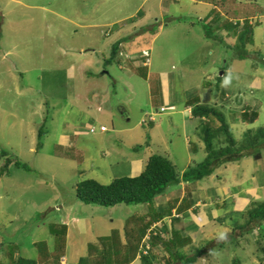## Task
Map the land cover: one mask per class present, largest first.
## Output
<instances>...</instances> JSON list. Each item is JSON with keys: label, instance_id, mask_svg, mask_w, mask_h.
Wrapping results in <instances>:
<instances>
[{"label": "rangeland", "instance_id": "obj_1", "mask_svg": "<svg viewBox=\"0 0 264 264\" xmlns=\"http://www.w3.org/2000/svg\"><path fill=\"white\" fill-rule=\"evenodd\" d=\"M262 14L264 0H0V154L14 158L7 168L5 159L0 163V264L11 257L37 259L34 243L47 254L43 264H62L61 254H54L55 236L67 240L66 264L82 258L164 264L162 251L175 264L200 250L194 264H264V239L240 229L253 205L264 202V151L263 157L223 165L202 181H182L152 204L104 208L76 197L83 180L109 185L137 177L155 153L172 159L180 176L206 159L203 134L195 130L203 119L195 120L184 105V115L163 114L156 127L138 126L141 119L149 126L169 89L174 107L199 99L225 115L237 142L264 129ZM229 26L235 33L228 34ZM249 29L255 34L254 48L246 49L252 58L240 60L230 47ZM119 40H125L123 54L151 50V66L106 65ZM204 59L206 70L199 64ZM225 68L236 70V77L227 76L220 89L211 80L214 99L203 95L205 89L194 90L208 81L207 70L219 75ZM121 107H128L131 122ZM244 110L257 118L248 121ZM170 199H185L191 213L183 205L186 217L175 212L167 229L145 232L156 215H170ZM199 210L211 223L196 218ZM157 234L163 241L152 240ZM146 252L149 258L138 256Z\"/></svg>", "mask_w": 264, "mask_h": 264}, {"label": "trees", "instance_id": "obj_2", "mask_svg": "<svg viewBox=\"0 0 264 264\" xmlns=\"http://www.w3.org/2000/svg\"><path fill=\"white\" fill-rule=\"evenodd\" d=\"M235 30L238 26L233 25ZM227 30L231 29L229 26L226 28ZM207 36V35H206ZM252 37L251 42H249V37ZM239 43L234 47H230L237 51L236 58L240 60H247L249 52L246 51L249 45H253V33L252 30L242 32L238 35ZM208 39H211L207 36ZM125 42V40L117 41L111 50L110 57L105 59L106 65H110L113 62H121L119 59L120 48ZM251 43V44H249ZM239 50V51H238ZM249 53V54H247ZM224 69V68H223ZM228 68H225L224 72H227ZM223 81V77L218 78V82L221 83ZM220 84L218 85V88ZM225 95V92L222 93ZM162 102V100H161ZM162 105V103H161ZM184 105V109L186 110L188 107H192V115L193 118L203 119L201 125L196 128V130L200 131L203 134L201 140L205 144L207 157L206 159L198 164L195 168H191L185 171L181 176L177 170V167L173 164L172 159L170 160L165 155L163 156L161 153L152 154L149 157L146 167L143 172L137 177H120L116 178L109 185H104L95 180H83L81 181L76 188V197L77 199L87 206H98L104 208H115L119 206H131V205H144V204H152L155 202L157 197H161L165 195L168 188L179 185L182 181L187 183L199 182L204 178L210 177L215 173L217 169L222 167L223 165L240 162L243 159L250 158L254 155H261V151H264V129H260L255 133H245V138L242 142H237L233 136L231 131L230 124L228 123L225 115L220 113L216 108L211 107L209 104H202L197 101H188ZM193 105V106H192ZM195 105V106H194ZM168 107V106H162ZM161 108V107H160ZM171 110L165 111L164 114L171 113L172 116L175 113H182L183 110L177 108L176 106H170ZM245 111V110H244ZM251 110H246L243 114L247 117L248 121L250 118L256 116L252 115L253 112L250 113ZM160 113V109L158 112ZM189 117V116H188ZM191 120V119H190ZM242 122H245L244 118ZM194 121V120H193ZM220 123L218 129H213L211 126L215 123ZM159 122H152L150 124L151 127H156L160 125ZM44 136L43 130L39 132L38 139ZM42 144L39 142L37 144V150L42 149ZM143 151V150H142ZM263 157V156H262ZM6 160V168L12 164L13 157L10 158V154L7 151L2 150L0 154V163L2 160ZM17 166H23V169H27L26 165H22L20 162H15ZM264 166V164H263ZM2 174V172H1ZM186 205V204H185ZM184 207V206H183ZM249 221L246 227L240 228L241 231L248 233H253L254 231L258 232V236L261 239H264V202L253 205V208L248 211ZM160 218V217H158ZM156 221V219H155ZM154 221L152 220L151 223ZM146 224H144L145 226ZM150 227V226H149ZM163 230V227H158ZM148 229V226L145 227V232ZM167 227L164 225V230ZM65 232L66 230L63 229ZM157 233V230H155ZM263 232V233H261ZM67 233V232H66ZM160 234V233H159ZM154 236L152 238L156 240H161V235ZM54 236V235H53ZM163 236V235H162ZM170 237V232L164 233V239H168ZM67 241V240H66ZM152 242V241H151ZM47 243V242H46ZM33 247H38L39 257L37 259H24L19 257L17 260H11L8 264H43L45 261V257H47L43 246L37 245V243L32 244ZM64 246V248H63ZM65 237L64 236H55V247L54 254L60 253L62 258L65 254ZM208 248H204V252H206ZM223 249V248H221ZM203 252V253H204ZM264 252V249H262ZM202 251L193 258H182L179 259L181 264H184L183 261H186L185 264H194L196 262V258L198 259ZM142 258H149V256H143ZM167 260V261H166ZM172 257H164L165 264L172 263ZM79 264H94V262H88L87 259H80ZM98 264H102L98 262Z\"/></svg>", "mask_w": 264, "mask_h": 264}, {"label": "crops", "instance_id": "obj_3", "mask_svg": "<svg viewBox=\"0 0 264 264\" xmlns=\"http://www.w3.org/2000/svg\"><path fill=\"white\" fill-rule=\"evenodd\" d=\"M242 6V5H241ZM264 15V14H263ZM227 30V29H226ZM252 30V33L254 34V29H251ZM227 31H229V30H227ZM233 33H235V32H231V30L228 32V34H233ZM264 34V32H262V35ZM254 36H255V34H254ZM234 38H232V40H233ZM263 41H264V39H263ZM254 44V43H253ZM250 47H253L254 48V46H250ZM145 50H148V49H145ZM145 50H143V51H145ZM201 50V49H200ZM151 51V50H150ZM122 53H124V51H122ZM134 53V55L135 56H139L140 54H141V52L139 53V52H125V54H133ZM139 53V54H138ZM249 57H251L252 58V56L251 55H249ZM122 62V61H121ZM188 61H186L185 63H187ZM118 63H120V62H117V64ZM134 62H132V61H130V62H128V65H130V67L131 66H134V68L136 69L137 67L133 64ZM138 63V62H137ZM199 64L201 65V69H205L206 70V65L207 64H209V61H207V59H204L202 62H199ZM128 65L126 66V69H128L129 67H128ZM191 66L190 67H192L193 65H195L194 63H192V64H190ZM141 66V65H140ZM188 67H189V65H187ZM141 67H143V66H141ZM144 68V67H143ZM256 71H258V69H256ZM136 72V71H135ZM105 74H107L106 72H104ZM236 74H237V71L236 70H233V69H227V72H224V70L223 71H221L220 72V74L218 75L217 73H216V71H215V73L214 72H211V71H209V70H207V72L204 74L205 76H207V77H209L208 78V81H206V82H203L202 83V80H200V82L197 84V86H195L194 87V90L196 91V92H198V91H200V90H202V89H205L204 91H203V95L204 96H206V97H208V100L211 98V99H214V97L211 95V94H209V93H211V91H212V88H210L211 86H212V84H211V80H214L215 81V83H216V87H217V89H219V88H221V84L224 82V80L226 79V77L227 76H231L232 78L233 77H236ZM154 75H150V77H149V79L150 78H152ZM219 77H223V81L221 82V83H219L218 82V78ZM146 80H147V78H146ZM115 82L116 83H118L116 80H115ZM220 84V87L218 88V85ZM235 84H238L237 82L235 83ZM207 86V88H204V87H206ZM169 91H170V89L167 91V92H164V94L162 95L163 96V98H162V105L160 106V107H162V106H172V105H174V104H172V102H175L174 101V99H172L171 98V95H170V93H169ZM189 92L192 94L193 93V88H191L190 90H189ZM166 94H168L167 96H166ZM164 97L166 98L165 99V103H164ZM207 100V101H208ZM206 102V101H205ZM180 105V106H179ZM179 105H177L176 107L177 108H179V109H183V108H181V106H183V104L182 103H180ZM189 108H192V107H189ZM120 112H121V114L123 115V117H125V113H130L129 112V109H128V107H121V109H120ZM183 112H185V111H183ZM183 112L182 113H178L179 115H184L183 114ZM82 113V112H81ZM189 117H190V115H189ZM81 118H84V115H81ZM125 119H126V121H128V122H131V118H129V117H125ZM190 119H191V121H193L192 120V118L190 117ZM100 126H104V124H100ZM195 130H196V128H195ZM146 131V130H145ZM139 176V175H138ZM127 177H133V175L131 176V175H129V176H127ZM136 177V176H135ZM180 185V184H179ZM179 185H177V186H179ZM176 187V186H175ZM166 194V193H165ZM170 203H173V205H171ZM179 203V204H178ZM165 204L166 205H169L170 204V207H171V211H170V215H172L174 212H176V213H179V215H184V217H186V213H183V212H181L180 211V208L183 206V205H185V204H188L189 205V207H188V210H187V213L189 214V213H191V210H190V208L192 207V204L191 203H189L188 201L186 202V200L184 199H182V201L181 202H179V200L178 199H170V200H168V201H165ZM200 210H199V212H196L195 211V215H196V218H200V219H202V221H204L205 219H207L208 221H204L205 223L206 222H210L209 221V219H208V217H207V215L205 214V212H203L202 213V215H201V217H200ZM164 214V213H163ZM165 215H167V214H165ZM170 215H167V216H170ZM156 217H160V218H158V219H156V221H154L153 223H158V225H159V227H163V230H164V225L165 226H167V223L168 222H164V217L163 216H161V215H156ZM188 217H189V215H188ZM205 218V219H204ZM152 220H150V221H148V223H150ZM166 221V220H165ZM211 223V222H210ZM201 226V225H200ZM204 226V225H203ZM192 234H191V236L190 237H192V239H193V236H195V234H196V232H191ZM68 234V233H67ZM70 234L71 233H69V236H70ZM186 232H183V236H186ZM182 236V237H183ZM187 237V239H189V235L188 236H186ZM205 238H206V235H205ZM161 241V240H160ZM162 241H163V238H162ZM164 241H165V239H164ZM206 241H208V239L206 240ZM66 245H67V241H66ZM54 247H55V243H54ZM65 250H66V247H65ZM186 250L188 251V247H186ZM161 253H163V255L165 254L166 255V252L165 251H162ZM65 255V254H64ZM164 255V256H165ZM139 257H140V255H138ZM147 256V255H146ZM148 256H150V253L148 252ZM164 256H161V258H162V260L164 259ZM166 257V256H165ZM80 261V260H79ZM78 261V262H79ZM61 262H62V264H66V262H67V259L66 258H64V256L61 258ZM131 262H133V261H129V263L130 264H133V263H131ZM234 262V264H241V262L239 261V260H234L233 261ZM126 264V263H125ZM164 264H165V262H164ZM171 264H174V263H171ZM175 264H181V262L180 261H178V262H176Z\"/></svg>", "mask_w": 264, "mask_h": 264}, {"label": "clouds", "instance_id": "obj_4", "mask_svg": "<svg viewBox=\"0 0 264 264\" xmlns=\"http://www.w3.org/2000/svg\"><path fill=\"white\" fill-rule=\"evenodd\" d=\"M259 20H260V23H262L263 21H264V15L262 14V16H260L259 15V18H258ZM244 21L245 20H241V21H237V25H240L239 27L240 28H242V26H243V23H244ZM249 23H250V25H253L254 23H252V21L250 20L249 21ZM253 42H254V34H253ZM250 46H254V44L253 45H249L248 47H250ZM145 51H148L149 53H150V64L149 65H144V63H145V61H146V58L143 56V53L145 52ZM145 51H142L141 52V54L139 55V56H135V55H133V54H123L122 53V51H120V54H119V59L122 61V62H120V63H118V65H119V67H122V66H124V67H126L127 66V63L128 62H130V61H132V62H138V64L139 65H141V66H143L144 68H149L150 66H151V51L150 50H145ZM248 52H250V51H248ZM139 54V53H138ZM251 55V54H250ZM130 57H133L134 59H131ZM141 59H145V61H143V62H141ZM220 89V88H219ZM162 108H165L166 110L165 111H169V110H171L170 108H169V106L168 107H161L160 108V113H154L155 114V116L153 117V119L152 120H149V126L147 127L146 126V123L144 122V120L143 119H141V121L139 122V124H138V126H140V127H143V128H151V126H150V124L152 123V122H156L157 121V118L159 117V116H161V115H163L164 114V110H162ZM188 109V111H190V114H192V108H187ZM186 109V110H187ZM185 110V111H186ZM170 116L169 117H171L172 116V114L171 113H168ZM165 115V114H164ZM189 116V115H188ZM125 117H129V118H131L130 117V113H125ZM191 117V116H190ZM189 117V118H190ZM159 123H162L161 122V120L160 121H158ZM101 127H105L106 129H108L106 126H100V128L99 129H101ZM94 130V129H93ZM109 130V129H108ZM92 132V131H91ZM102 132V131H101ZM107 132V131H106ZM106 132H102V133H106ZM93 133H95V130L93 131ZM145 143V142H144ZM147 146H149V144L147 145ZM149 151V150H148ZM131 178H133V177H131ZM175 213V212H174ZM173 213V214H174ZM172 214V215H173ZM172 215H170V216H167V215H164V216H166V217H164V222L166 223V222H170V218L172 217ZM166 220V221H165ZM158 227H159V225H158V223H152V225L150 226V227H148V229L146 230V231H148L149 233H155V230H157L158 229ZM158 235V234H157ZM141 255H140V258H142L143 256H146V255H148V252H146V253H140Z\"/></svg>", "mask_w": 264, "mask_h": 264}, {"label": "built area", "instance_id": "obj_5", "mask_svg": "<svg viewBox=\"0 0 264 264\" xmlns=\"http://www.w3.org/2000/svg\"><path fill=\"white\" fill-rule=\"evenodd\" d=\"M143 56L146 58V61H145V63H144V65H149L150 64V53L148 52V51H145L144 53H143ZM131 59H134L133 57H130ZM162 110H166L165 108H162ZM92 132L94 131L93 129L91 130ZM101 131L102 132H106L107 131V129L105 128V127H101Z\"/></svg>", "mask_w": 264, "mask_h": 264}, {"label": "bare ground", "instance_id": "obj_6", "mask_svg": "<svg viewBox=\"0 0 264 264\" xmlns=\"http://www.w3.org/2000/svg\"><path fill=\"white\" fill-rule=\"evenodd\" d=\"M153 233V232H152Z\"/></svg>", "mask_w": 264, "mask_h": 264}]
</instances>
